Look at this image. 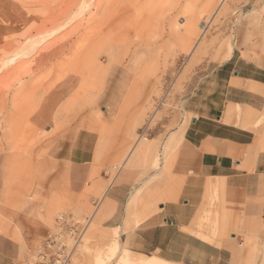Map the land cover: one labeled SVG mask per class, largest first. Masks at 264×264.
Returning a JSON list of instances; mask_svg holds the SVG:
<instances>
[{
    "label": "rangeland",
    "instance_id": "374dc122",
    "mask_svg": "<svg viewBox=\"0 0 264 264\" xmlns=\"http://www.w3.org/2000/svg\"><path fill=\"white\" fill-rule=\"evenodd\" d=\"M220 1L0 0V247L14 245L21 264H55L64 249L46 251L51 259L43 260L40 253L48 234L56 233L70 253L68 264H138L127 261L138 255L139 243L125 242L123 234L130 229H104L94 217L98 207L68 192L66 162L75 139L92 134L98 161L111 160V180L141 154L138 167L174 178L173 157L181 140L172 146L171 136L189 120L182 106L190 90L233 52L245 51L249 60L264 57V0H226L221 7ZM191 5L193 27L188 25ZM170 28L180 29L187 42L176 44ZM93 39L96 78L56 97L70 61L73 66L84 61V41ZM155 53L165 72L125 126L119 119L124 103L117 100L124 80L136 83L138 67L143 61L149 67ZM237 112L264 143V106ZM12 179L16 202L4 207L2 196ZM147 192L148 187L136 192L139 203L131 210L158 211L157 197L148 198ZM229 218L216 213L204 240L238 235L237 229L220 227ZM253 241L258 243L248 244ZM246 242L245 248L264 256L263 220L255 239Z\"/></svg>",
    "mask_w": 264,
    "mask_h": 264
},
{
    "label": "crops",
    "instance_id": "0c3cea01",
    "mask_svg": "<svg viewBox=\"0 0 264 264\" xmlns=\"http://www.w3.org/2000/svg\"><path fill=\"white\" fill-rule=\"evenodd\" d=\"M242 53L233 52L185 99L182 107L189 120L184 130L171 136L172 146L181 140L173 157V179L138 167L141 154L111 180V160L96 158L98 140L92 134L75 139L66 162L67 190L98 207L94 217L104 229H130L123 234L125 242H138V255L131 253L127 261L264 264V256L244 247L255 239L261 220L264 225V143L237 112L264 106V57L249 60ZM11 181L7 196H2L4 207L16 202ZM147 187V197H157L158 211L131 210L139 203L136 192ZM218 212L231 214L220 227L237 229L238 235L208 242L203 237H210L206 229ZM0 264H21L14 245H1Z\"/></svg>",
    "mask_w": 264,
    "mask_h": 264
},
{
    "label": "bare ground",
    "instance_id": "6f19581e",
    "mask_svg": "<svg viewBox=\"0 0 264 264\" xmlns=\"http://www.w3.org/2000/svg\"><path fill=\"white\" fill-rule=\"evenodd\" d=\"M206 1H208L209 3L210 2H212V3L216 2V0H205V2ZM225 1L226 0H221L219 2V6L220 7L223 6ZM227 9H228V7H225L223 9V12H225ZM188 10L190 11V14L188 16V25L193 27L196 25L195 17L193 15V13L196 10L195 6H192V5L189 6ZM129 19H130V17H129ZM147 22L151 23L152 20H149ZM145 23L146 22H144V24ZM203 30H205V28ZM108 33H109V31H107V34ZM170 33H171L172 37H174L176 44L183 45L185 42H187L185 36L180 31V29L170 28ZM108 35H110V34H108ZM106 37H108V36L106 35ZM89 40L84 41L85 44H84L83 49H82V51H83L82 56H84L85 60L82 62H76L77 66H73V65H75V63L70 61V63H72L71 68L69 67V69L66 73L67 77H66L65 81H63L62 88H60L58 86V90L55 91L56 97H63V96L68 95L69 93H71L73 91V89L75 88V85L79 84V82H81V80H83V79L86 80V82H87V81H91L94 78H96V74H97V70H98V66L95 63V59H94V57H95V54H94L95 46L94 45H95L96 41L93 39L92 40L93 42H89ZM204 48H207L206 43H203V45H202V49H204ZM198 55H199V53H198ZM153 56H154L153 61L150 63L149 67L146 66V62H144V61L138 67L140 73H139V76L137 77L136 83H134L133 85H130V82L128 80H126V79L124 80L126 82V84L124 83L123 89H121V92H120V97L117 100L122 101L124 103V105L122 107H120V110H119V119H122V121L126 120L125 126L127 125V123H129V119L132 118L134 114L138 113V110L140 107L139 101H142V99L146 96V94H148L149 91L153 90V88L156 86V84L160 80V76L162 74H164V72H165V69L162 66L161 60H158V58H159L158 54L155 53V54H153ZM82 73H84L85 76L81 77L80 75ZM131 75H133V74H131ZM28 88H31V84L27 87V89ZM4 102L6 103V100H4ZM131 107L133 109H131ZM131 112H132V114H131ZM128 117H130V118H128ZM139 264H152V263L145 262L143 259L142 261H140Z\"/></svg>",
    "mask_w": 264,
    "mask_h": 264
},
{
    "label": "built area",
    "instance_id": "2783aa9c",
    "mask_svg": "<svg viewBox=\"0 0 264 264\" xmlns=\"http://www.w3.org/2000/svg\"><path fill=\"white\" fill-rule=\"evenodd\" d=\"M65 226L64 221H61L59 224V228H63ZM60 250L64 249L63 253L61 255L57 256L55 259V264H68L70 260V253H67V246L64 243V239L62 238V235L56 234V233H49L46 241L45 246L43 247V250L40 253V257L44 260L47 258L51 259V255L49 250L57 249Z\"/></svg>",
    "mask_w": 264,
    "mask_h": 264
}]
</instances>
